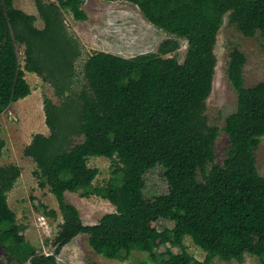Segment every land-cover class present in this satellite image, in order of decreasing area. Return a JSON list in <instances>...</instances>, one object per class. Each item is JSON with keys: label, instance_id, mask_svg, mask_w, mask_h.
<instances>
[{"label": "trees", "instance_id": "obj_1", "mask_svg": "<svg viewBox=\"0 0 264 264\" xmlns=\"http://www.w3.org/2000/svg\"><path fill=\"white\" fill-rule=\"evenodd\" d=\"M34 1L38 16L17 8L14 0H0V114L31 94L26 71L50 83L61 99L57 104L44 98L50 134H34L24 153L36 163L39 186L57 199L63 222L54 252L38 253L8 201L21 168L0 166V245L7 261L56 264L63 247L83 233L96 253L119 261L135 250L155 253L158 241L181 248L187 264H211L217 257L243 262L246 254L264 260V174L256 166L264 137V81L244 84L246 56L238 48L226 68L237 109L225 119L229 147L223 163L215 152L220 131L206 115L224 17L245 36L259 33L264 42V0H104L137 5L170 37L157 52L132 57L93 52L83 63L86 83L79 91L74 86L82 48L68 31L65 13L87 20L85 0ZM182 39L184 60L166 57L180 49ZM17 44L25 48L24 66ZM5 146L1 139L0 157ZM92 156L114 166L104 185L94 184L99 169L89 165ZM159 164L169 190L149 199L145 175ZM66 192L100 196L115 211L84 224ZM156 218L174 226L157 230L150 224ZM186 237L206 252L204 260L187 252Z\"/></svg>", "mask_w": 264, "mask_h": 264}, {"label": "rangeland", "instance_id": "obj_2", "mask_svg": "<svg viewBox=\"0 0 264 264\" xmlns=\"http://www.w3.org/2000/svg\"><path fill=\"white\" fill-rule=\"evenodd\" d=\"M14 4L17 8L38 16L34 0H14ZM84 9L88 14L85 21L75 20L70 13H65L68 31L80 40L82 48V55L76 61V91L86 83L82 67L85 59L93 52L107 51L132 57L140 53L157 52L161 42L170 37L168 33L148 22L139 7L128 1L85 0ZM36 25L42 28L43 21L38 18ZM234 48H238L246 56L243 69L244 84L252 86L264 81V42L259 33L254 37L245 36L229 23L226 15L217 37L216 72L206 110L208 123L217 126L220 131L215 143L216 159L220 163H223L229 147V137L223 129L225 119L237 109V93L226 73L229 54ZM186 51L187 41L182 39L180 49L166 57L175 56L182 62ZM17 52L20 63L24 66V46L17 44ZM26 79L32 87L31 94L12 103L0 114V140L6 142L0 157V166L16 164L21 168V175L8 194L9 204L16 212L19 224L24 226L26 240L38 253L51 254L55 250L53 241L63 218L55 196L48 188L39 186L34 175L36 163L25 155L24 149L34 134H50L45 120L44 98L49 97L57 104L61 103V99L55 94L53 86L36 73L26 71ZM89 165L99 169V174L94 180L95 185H104L113 176L114 166L108 158L92 156ZM256 166L263 175L264 137L256 151ZM145 179L146 198L152 199L168 192L169 185L162 165L159 164L148 171ZM65 199L79 209L84 224H96L104 214L115 211V206L110 201L97 195L83 197L76 192H66ZM51 210L56 211V215L51 214ZM150 224L157 230L174 226L171 220L164 218H156ZM184 244L190 255L199 260L205 259L206 252L190 237L185 238ZM0 264H30V261L8 262L7 253L0 245ZM56 264H187V257L182 254L181 248L158 241L153 254L135 250L126 261L109 259L96 253L89 244L88 235L83 233L63 247ZM211 264H264V260L246 254L243 262L225 261L217 257Z\"/></svg>", "mask_w": 264, "mask_h": 264}]
</instances>
